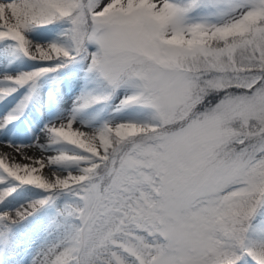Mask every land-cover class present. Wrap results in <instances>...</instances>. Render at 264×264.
<instances>
[{
  "label": "snow or ice",
  "instance_id": "6c2138e0",
  "mask_svg": "<svg viewBox=\"0 0 264 264\" xmlns=\"http://www.w3.org/2000/svg\"><path fill=\"white\" fill-rule=\"evenodd\" d=\"M10 98L0 264H264V0H0Z\"/></svg>",
  "mask_w": 264,
  "mask_h": 264
},
{
  "label": "rangeland",
  "instance_id": "374dc122",
  "mask_svg": "<svg viewBox=\"0 0 264 264\" xmlns=\"http://www.w3.org/2000/svg\"><path fill=\"white\" fill-rule=\"evenodd\" d=\"M23 67H24V65H21V67H20L19 69H17V70H21ZM54 86H55V85L52 84V83H47V84H45V85L43 86V88H42V93H43L45 96L48 95V94H50V90H51ZM12 102H13V100H9V103H7V104L4 103L3 108L0 109V114H3L4 112H6V111H7V108H8L9 106H11ZM29 110H31V111L33 112V111L36 110V109L31 108V106H30V109H29ZM39 110H41V112H43V109H39ZM27 112H28V111H27ZM21 120H23V121L26 120V116H25V117H22ZM41 126H42V125H41ZM17 142H20V141H17ZM23 142H28V141L25 140V141H23Z\"/></svg>",
  "mask_w": 264,
  "mask_h": 264
},
{
  "label": "bare ground",
  "instance_id": "6f19581e",
  "mask_svg": "<svg viewBox=\"0 0 264 264\" xmlns=\"http://www.w3.org/2000/svg\"><path fill=\"white\" fill-rule=\"evenodd\" d=\"M19 69V68H18ZM10 100H13V102H12V104H11V106H9L8 108H7V110L10 108V107H12V105L15 103V100L14 99H11L10 98ZM3 106H4V103H2L1 101H0V109H2L3 108ZM40 113H42L41 112V110H34L33 112L31 111V110H28V112L26 113V119H31V118H33V117H38L39 115H40ZM23 121V120H22ZM38 154V153H37Z\"/></svg>",
  "mask_w": 264,
  "mask_h": 264
}]
</instances>
